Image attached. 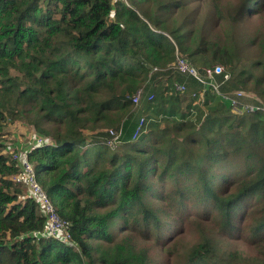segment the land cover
Returning <instances> with one entry per match:
<instances>
[{"label":"trees","instance_id":"trees-1","mask_svg":"<svg viewBox=\"0 0 264 264\" xmlns=\"http://www.w3.org/2000/svg\"><path fill=\"white\" fill-rule=\"evenodd\" d=\"M126 1L0 0V264H264V21L261 58L236 66L237 25L264 0ZM177 49L226 67L222 92L259 110L173 73ZM17 125L48 142L29 158L75 247L38 234L45 213L5 144Z\"/></svg>","mask_w":264,"mask_h":264},{"label":"built area","instance_id":"built-area-1","mask_svg":"<svg viewBox=\"0 0 264 264\" xmlns=\"http://www.w3.org/2000/svg\"><path fill=\"white\" fill-rule=\"evenodd\" d=\"M154 70L156 71L157 68H154ZM171 71L185 77L186 79H194L204 89L212 88L214 94L223 97L225 101L229 102L235 113L243 114L246 111L248 112V110H259L258 106L243 103V100L251 97L246 91L237 90L233 93L222 92L221 88L233 78L231 72L224 66L217 65L214 68L203 69L200 71L195 65L183 57L177 49L175 63L172 66ZM219 78H222V81H220ZM148 88H150L149 83L139 89L132 97V102L135 107H140L143 100L151 102L155 99V94L152 91H147ZM175 89L180 93H184L186 90V81L183 83H176ZM110 135L111 140L108 141V144L110 147L116 148L120 142V132L111 130ZM47 144L48 142L44 138H35L28 149L14 153L13 159L18 162L20 166V172L14 177V181L26 188L29 197L38 202L43 208L46 221L43 230L38 234L41 237L55 239L67 246L75 247L72 241L70 223L63 220L59 215L52 199L42 187L35 166L29 158L32 151L43 148Z\"/></svg>","mask_w":264,"mask_h":264},{"label":"rangeland","instance_id":"rangeland-1","mask_svg":"<svg viewBox=\"0 0 264 264\" xmlns=\"http://www.w3.org/2000/svg\"><path fill=\"white\" fill-rule=\"evenodd\" d=\"M225 1L226 3H228L229 1L230 4L228 6L233 7V8L235 7L236 2H237L236 0H224V2ZM263 21H264V16L262 18H259L256 15L255 17L250 18V20L245 19L237 25L236 31L239 34L240 39L242 41V55L236 61V66L238 67L237 72L247 70V69H252L251 65L253 61L261 58V56H259L260 55L259 47L255 44H252L251 41L254 39L255 31L259 29ZM151 88L152 87L148 88L147 91L151 92ZM241 90L246 91L247 93H250L245 89H241ZM146 103L147 102L143 100L141 102V105L139 104L140 111H142ZM184 106H185V102L182 105V107ZM29 133L30 132L28 131V129L21 125H17L15 127L9 128L5 144L8 146L10 150L12 149V146L14 148H18L17 151L26 150L28 145H30L34 140L32 139L33 136ZM10 141L12 142V144ZM25 189H24V193L26 192L25 196L27 195V197H29L27 194V190ZM196 239L197 238L194 237L193 233L186 232L185 235L182 237V241H184L186 245H185V248L181 250V252L182 253L188 252V249L196 242ZM162 257L163 259H170V256L167 254L166 251L162 252Z\"/></svg>","mask_w":264,"mask_h":264}]
</instances>
